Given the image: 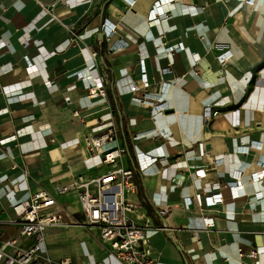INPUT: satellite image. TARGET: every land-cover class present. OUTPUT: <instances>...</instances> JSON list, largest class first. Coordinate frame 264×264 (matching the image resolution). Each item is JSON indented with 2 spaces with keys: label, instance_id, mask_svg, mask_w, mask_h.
Segmentation results:
<instances>
[{
  "label": "crops",
  "instance_id": "obj_1",
  "mask_svg": "<svg viewBox=\"0 0 264 264\" xmlns=\"http://www.w3.org/2000/svg\"><path fill=\"white\" fill-rule=\"evenodd\" d=\"M155 1L130 6L124 0H0V182L7 173L28 170L31 189L56 194L57 185L79 174H104L113 166L92 156L85 138L116 126L118 144L129 149L126 167L135 168V146L148 151L164 145L167 152L154 173H136L135 198L145 219L162 227L148 231L155 264H186V259L189 264H264V196L256 198L257 185L249 177L264 161V0H173L159 23L148 20ZM105 19L117 24L110 40L99 36ZM91 28L89 37L73 43L75 35ZM179 42L186 49L166 51ZM83 47L90 56L98 52L94 69L104 79L106 98L89 100L86 85L71 76L87 62ZM228 50L234 62L223 65L218 56ZM141 58L152 83L147 93L166 92L168 108L154 118L150 106L135 101L142 90L132 91L140 81ZM238 108L242 123L235 126L232 113ZM109 113L111 119L103 122ZM155 128L170 136L156 134ZM75 137L79 143L63 146ZM254 140L263 142L261 150H238ZM86 156L95 164L89 167ZM236 171H242L244 188L238 198L227 185ZM217 181L224 184V202L208 207L205 197ZM259 184L264 191V180ZM188 195L194 199L190 209L183 204ZM57 198L56 210L71 225L48 229L53 257L54 231L88 232L76 224L80 219L70 207L83 216L77 195ZM0 213L12 214L5 200ZM203 214L214 218L213 227H204ZM1 238L18 239L13 251L34 242L21 237L15 225L3 227ZM82 247L59 258L84 264L89 253L105 250L95 232ZM254 250L260 253L256 258L249 256Z\"/></svg>",
  "mask_w": 264,
  "mask_h": 264
},
{
  "label": "built area",
  "instance_id": "obj_2",
  "mask_svg": "<svg viewBox=\"0 0 264 264\" xmlns=\"http://www.w3.org/2000/svg\"><path fill=\"white\" fill-rule=\"evenodd\" d=\"M124 1L132 6L136 0ZM245 1L254 3V0ZM171 2L173 0H156L148 13L149 22L159 23L161 17L167 14L166 5ZM100 30L105 39L110 40L117 32V24L105 19ZM79 36L82 37L81 34ZM160 36H163V33ZM29 42L27 40L26 44ZM177 49L184 50L186 47L183 42H179L167 47L166 51L172 53ZM97 55L96 51L92 53V69L98 65ZM218 57L223 65L230 61L234 62L233 55L229 50L219 54ZM140 61L142 70L140 81H134L132 91L142 90V95L136 97L135 101L150 106L151 115L154 118L159 113H164L168 108L164 99L166 92L154 97L147 93L152 83L148 78L144 59L141 58ZM169 70L172 71L170 66ZM78 76L82 78L81 75ZM87 89L90 99L107 97L105 82L101 75L98 83L90 85ZM74 114L79 116L80 112L74 111ZM217 114L218 111L214 112V115ZM207 115H212L210 108ZM101 118L105 122L111 119V113L103 115ZM232 121L235 126L241 125L242 116L239 108L233 111ZM153 131L156 134L158 132L159 135L163 134V137L170 136L163 130L158 131L155 128ZM86 142L92 156L99 157L102 163L113 166L110 171L94 177L79 174L70 183L57 185L56 194L44 187L31 189L28 170H23L16 176L7 173L5 179L0 182V205L5 200L12 210V214L7 216L0 213V264H75L71 257H53L47 243L49 228H64L71 225L65 221L63 214L56 210L57 194L70 192L77 195L83 212V219L76 224L92 230V233L95 232L105 245L103 253H89L84 264H155L156 257L148 231L152 228L162 229V227L151 225L149 219H145L143 205L135 198L137 192L136 173L140 172L142 177L154 173L156 171L153 169L154 165L167 156L164 145H159L148 151L135 146V168H129L124 165V156L129 152V149L118 144V128L116 126L111 125L102 134L89 135L86 137ZM262 148L263 142L254 140L238 150L242 153H249L250 149L261 150ZM200 151L204 155V143H200ZM259 165L260 169L251 173L249 177L250 181L257 185L258 190L254 195L257 199H262L264 191L260 189L259 183L264 180V161H261ZM241 173L242 171H236L234 173L235 180L227 183L234 198L240 197L244 189L241 181L239 183ZM223 186L221 181L210 186L212 193L205 197L208 207L224 202L221 192ZM193 202L194 199L191 195L185 196L183 199V204L187 209L191 208ZM202 218L205 221V228L214 226L213 217L203 214ZM7 225L18 226L21 237H32L34 239L32 245L27 248H18L15 251L11 250V248H17L18 239L3 241L1 233L3 227ZM259 254V250H254L250 252L249 256L256 258Z\"/></svg>",
  "mask_w": 264,
  "mask_h": 264
},
{
  "label": "rangeland",
  "instance_id": "obj_3",
  "mask_svg": "<svg viewBox=\"0 0 264 264\" xmlns=\"http://www.w3.org/2000/svg\"><path fill=\"white\" fill-rule=\"evenodd\" d=\"M73 43H77L79 41V35H75ZM78 39V40H76ZM72 73V72H71ZM70 75V72L68 73ZM80 78V76H78ZM81 79V78H80ZM89 90H87L88 92ZM89 136V135H88ZM87 136V137H88ZM86 142V138H85ZM87 143V142H86ZM87 145V144H86ZM68 204H70L68 202ZM71 210L73 213L80 219V221L83 219L81 211L75 210L74 207L70 204ZM84 231L83 229L79 230L77 228H74L72 230L63 229L60 231H54V233L50 237V244H51V250L53 255L56 258H59L60 256L66 254V253H80L83 251L82 243L87 239V237L92 235V230L87 229ZM79 235V237H78ZM79 238V240H77ZM77 243V244H76Z\"/></svg>",
  "mask_w": 264,
  "mask_h": 264
},
{
  "label": "bare ground",
  "instance_id": "obj_4",
  "mask_svg": "<svg viewBox=\"0 0 264 264\" xmlns=\"http://www.w3.org/2000/svg\"><path fill=\"white\" fill-rule=\"evenodd\" d=\"M93 32V29H88L86 31L83 32L82 34V38H87L91 35V33ZM83 50L86 52L87 55V62L82 65L81 67H78L77 69L72 71V75L71 76H78L81 75V80L83 81V83L86 85V87H89L90 85H96L99 81L100 78V74L91 68V59L92 57L90 56V49L88 47H83ZM74 88V87H73ZM87 98L90 100L89 96L87 95ZM79 143V138L75 137L73 139H71L70 141H66L63 143V146H70V145H75ZM85 162L88 164V166H92L95 164L94 160L92 159V157H88L86 156V158H84ZM215 254H212L211 256H209V258H214Z\"/></svg>",
  "mask_w": 264,
  "mask_h": 264
},
{
  "label": "water",
  "instance_id": "obj_5",
  "mask_svg": "<svg viewBox=\"0 0 264 264\" xmlns=\"http://www.w3.org/2000/svg\"><path fill=\"white\" fill-rule=\"evenodd\" d=\"M99 36H100V38H102V39L104 38V34H103V32H102V31L100 32ZM179 248H180V247H179ZM186 264H189V262H188V260H187V259H186Z\"/></svg>",
  "mask_w": 264,
  "mask_h": 264
}]
</instances>
